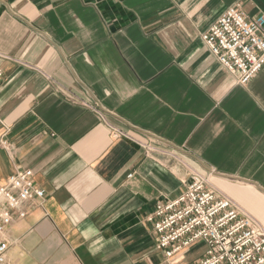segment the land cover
<instances>
[{
  "label": "crops",
  "instance_id": "crops-1",
  "mask_svg": "<svg viewBox=\"0 0 264 264\" xmlns=\"http://www.w3.org/2000/svg\"><path fill=\"white\" fill-rule=\"evenodd\" d=\"M236 3L264 13V0L0 1V182L29 168L46 191L9 230L13 264H193L203 241L167 258L145 222L189 168L264 227V68L238 84L202 40Z\"/></svg>",
  "mask_w": 264,
  "mask_h": 264
},
{
  "label": "built area",
  "instance_id": "built-area-1",
  "mask_svg": "<svg viewBox=\"0 0 264 264\" xmlns=\"http://www.w3.org/2000/svg\"><path fill=\"white\" fill-rule=\"evenodd\" d=\"M202 40L238 84H247L264 68V13L249 17L241 4H233L202 34ZM4 78L0 69V84ZM91 107L103 115L97 107ZM108 126L114 140L135 141L147 156L156 160H178L161 140L139 141L121 128L109 123ZM1 143L9 152L13 151L10 142ZM209 176L189 168L183 191L175 197L159 199L145 215V222L152 224L159 249L172 258L203 241L205 253L193 264H264V227L218 192ZM45 196V189L36 184L35 174L29 168L17 169L0 182V264H13L8 256L10 228L42 207Z\"/></svg>",
  "mask_w": 264,
  "mask_h": 264
},
{
  "label": "rangeland",
  "instance_id": "rangeland-1",
  "mask_svg": "<svg viewBox=\"0 0 264 264\" xmlns=\"http://www.w3.org/2000/svg\"><path fill=\"white\" fill-rule=\"evenodd\" d=\"M195 248L201 250V249H203V246L199 245V246H197V247H195ZM195 250H196V249H195Z\"/></svg>",
  "mask_w": 264,
  "mask_h": 264
}]
</instances>
